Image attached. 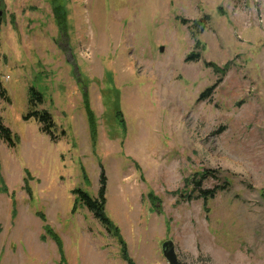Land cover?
I'll use <instances>...</instances> for the list:
<instances>
[{"label": "rangeland", "instance_id": "obj_1", "mask_svg": "<svg viewBox=\"0 0 264 264\" xmlns=\"http://www.w3.org/2000/svg\"><path fill=\"white\" fill-rule=\"evenodd\" d=\"M0 18V264H127L72 193L101 172L134 264H168L166 241L178 264H264V0H0ZM207 171L228 187L204 202Z\"/></svg>", "mask_w": 264, "mask_h": 264}, {"label": "trees", "instance_id": "obj_2", "mask_svg": "<svg viewBox=\"0 0 264 264\" xmlns=\"http://www.w3.org/2000/svg\"><path fill=\"white\" fill-rule=\"evenodd\" d=\"M58 1V0H56ZM59 7V6H58ZM58 9V8H56ZM56 13V12H55ZM55 21L57 24H63L65 23L64 13L61 15H58L56 13ZM205 19L196 20L191 23V29H192V35L196 38L197 33L202 32L203 27L205 25ZM0 27H1V18H0ZM1 43V42H0ZM196 46H199V41L196 39L195 41ZM199 58L198 54H191L187 57V60H197ZM207 67L212 68L214 73L217 74H223L225 73V70L227 69V65L221 70L213 63H207ZM212 94V88H208L205 90L201 96L200 99H205L210 97ZM0 100L5 102H10V98L8 96V93L6 89L3 87L1 80H0ZM42 95L35 90L33 87H29L28 89V103L30 106V112L25 116V120H28L30 118H34L37 123L40 125V130L47 134L50 137L54 136V130H55V123L53 122V119L51 115L45 111V110H37V106L42 104ZM87 104V101H86ZM87 106V105H86ZM90 128L92 131V138L93 141L95 140V121L90 116ZM0 139L3 140L8 144L9 147H14L15 143L13 141V135L11 130L6 127L1 118H0ZM211 174L210 172H205L203 176L199 178V180L195 181V186L193 190L197 193L195 198H201L206 202L208 199L213 198L218 190H225L228 187L227 183H224L223 185H219L214 187L210 190H203L201 188L202 186V180L206 178V175ZM99 189L97 192V197L91 198L86 192L82 191L81 189H75L72 191V193L76 196L75 203H79V205L86 207V209L93 215L95 219H97L101 225L104 227V229L111 233L114 237H117L119 239V243L121 245V257L127 264H134L131 258L128 257L127 250L125 247V244L120 240L119 235L117 233V228L110 222V220L106 217L104 213V207H105V190H106V178L104 176V173L101 172L100 180H99ZM188 199H192L193 196H187ZM42 218L43 215H40ZM44 230L46 233L50 235V237L56 242L58 248H61V241L59 237H57L56 234L53 233L52 229L45 225Z\"/></svg>", "mask_w": 264, "mask_h": 264}, {"label": "water", "instance_id": "obj_3", "mask_svg": "<svg viewBox=\"0 0 264 264\" xmlns=\"http://www.w3.org/2000/svg\"><path fill=\"white\" fill-rule=\"evenodd\" d=\"M162 51V48H161ZM162 255L168 264H178L177 255L174 244L171 241H166L161 245Z\"/></svg>", "mask_w": 264, "mask_h": 264}]
</instances>
